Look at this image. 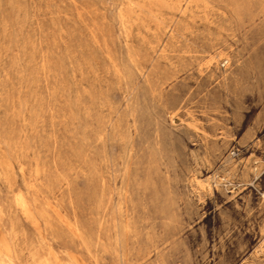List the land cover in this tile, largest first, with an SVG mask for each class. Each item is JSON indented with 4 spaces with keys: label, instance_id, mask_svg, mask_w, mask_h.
Masks as SVG:
<instances>
[{
    "label": "rangeland",
    "instance_id": "1",
    "mask_svg": "<svg viewBox=\"0 0 264 264\" xmlns=\"http://www.w3.org/2000/svg\"><path fill=\"white\" fill-rule=\"evenodd\" d=\"M0 264H264V0H0Z\"/></svg>",
    "mask_w": 264,
    "mask_h": 264
},
{
    "label": "bare ground",
    "instance_id": "2",
    "mask_svg": "<svg viewBox=\"0 0 264 264\" xmlns=\"http://www.w3.org/2000/svg\"><path fill=\"white\" fill-rule=\"evenodd\" d=\"M220 57H221V54H214L213 56H211L209 63H214ZM225 58H227V57H225Z\"/></svg>",
    "mask_w": 264,
    "mask_h": 264
}]
</instances>
